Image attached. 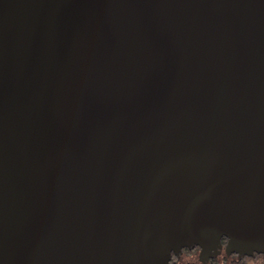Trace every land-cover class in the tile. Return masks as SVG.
<instances>
[{"label":"water","instance_id":"1","mask_svg":"<svg viewBox=\"0 0 264 264\" xmlns=\"http://www.w3.org/2000/svg\"><path fill=\"white\" fill-rule=\"evenodd\" d=\"M223 238L264 253V0H0V264Z\"/></svg>","mask_w":264,"mask_h":264},{"label":"flooded vegetation","instance_id":"2","mask_svg":"<svg viewBox=\"0 0 264 264\" xmlns=\"http://www.w3.org/2000/svg\"><path fill=\"white\" fill-rule=\"evenodd\" d=\"M227 240H221V248L217 249L216 251H212L209 254L204 253L201 251L199 247H194L192 249L189 248H182L177 254L171 255V264H214L215 261H219L223 258H230L233 253H229V248L227 246ZM197 250L198 252V262L189 259L186 263H182V258L188 251ZM229 253V254H228Z\"/></svg>","mask_w":264,"mask_h":264},{"label":"trees","instance_id":"3","mask_svg":"<svg viewBox=\"0 0 264 264\" xmlns=\"http://www.w3.org/2000/svg\"><path fill=\"white\" fill-rule=\"evenodd\" d=\"M227 240L226 238H223ZM214 264H264V253L254 252L250 255L239 256L233 253L230 258L220 259L218 262L215 261Z\"/></svg>","mask_w":264,"mask_h":264},{"label":"rangeland","instance_id":"4","mask_svg":"<svg viewBox=\"0 0 264 264\" xmlns=\"http://www.w3.org/2000/svg\"><path fill=\"white\" fill-rule=\"evenodd\" d=\"M252 248H253L254 250L264 251V243L259 244V245H257V246H253ZM197 256H198V252H197V250H194V249H193L192 251H188V252L184 255V257L182 258V263H186L189 259L192 260V258H193L194 261H197V262H198V258H197Z\"/></svg>","mask_w":264,"mask_h":264}]
</instances>
